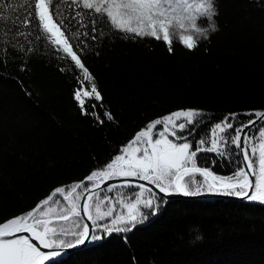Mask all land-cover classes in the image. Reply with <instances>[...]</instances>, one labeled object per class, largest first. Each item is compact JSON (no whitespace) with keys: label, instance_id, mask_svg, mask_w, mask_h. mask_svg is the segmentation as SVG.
<instances>
[{"label":"trees","instance_id":"1","mask_svg":"<svg viewBox=\"0 0 264 264\" xmlns=\"http://www.w3.org/2000/svg\"><path fill=\"white\" fill-rule=\"evenodd\" d=\"M215 4L219 30L200 39L194 50L173 38L170 53L162 40L125 39L123 34L95 40L79 35L72 41L74 50L82 45L78 55L103 98L87 101L85 108L96 104L102 123L83 115L73 99L79 69L72 71L69 61H58L44 49L29 51L25 59L18 50L35 49L34 34L28 28H21L23 35L6 34L0 23V50H6L0 51V223L26 214L57 187L67 192L77 182L89 186L86 177L122 154L117 150L157 118L199 110L203 119L189 137L195 147L194 142L224 117L235 125L248 120V112L264 110V0ZM12 5H17L14 12L5 13L10 20L23 17L25 10L17 0H7L6 7ZM62 11L70 17L75 6L65 3ZM76 29L88 31L79 23ZM83 87L90 90L87 81ZM105 112L113 120H107ZM230 114L237 115L232 119ZM233 158L228 152L200 153L197 164L227 177L236 167L227 162ZM123 185L97 191L116 201L133 191ZM153 193L165 203L143 225L86 243L59 258L60 264H264V205ZM88 203L94 213L95 198ZM74 219L70 217L66 226Z\"/></svg>","mask_w":264,"mask_h":264},{"label":"snow or ice","instance_id":"2","mask_svg":"<svg viewBox=\"0 0 264 264\" xmlns=\"http://www.w3.org/2000/svg\"><path fill=\"white\" fill-rule=\"evenodd\" d=\"M65 3L75 6L70 17L62 11ZM17 4L25 14L10 20L5 13L14 12L17 5L6 7L7 0H0V23L6 26V34L23 35L21 28H28L37 42L35 49L18 51L27 59L29 51L44 49L58 61H69L72 71L79 69L75 77L79 87L73 90V99L83 115L92 116L101 123L103 121L95 112L96 104L85 108L87 101L103 98L94 77L78 55L82 45L73 48L72 41L79 35L93 40L106 34H123L121 38L125 39L153 38L164 41L171 53L174 35L186 49L194 50L200 39L207 40L209 32L219 30L214 19L218 15L215 0H17ZM85 17L87 24H84ZM198 20L205 21L204 25L198 26ZM77 23L88 31L79 33ZM93 32L98 35H92ZM12 48L15 49V45ZM60 70L66 71V68ZM86 81L90 90L83 87ZM236 115L230 114L232 119ZM247 115L248 120L235 125L229 117H224L194 142L195 147L189 137L203 119L199 110H177L149 122L127 146L117 150L122 154L110 157L101 170L92 171L86 177L91 188L83 182L72 184L67 192L65 187H57L26 214L0 223V264H60L57 258L67 249L101 241L113 233H128L143 225L158 213L165 201L163 197L157 199L146 184L133 183L135 179L154 185L165 196H199L206 185L208 193L235 196L264 205V110H252ZM104 116L113 120L108 112ZM245 129L254 131L249 133ZM229 144L234 149H229ZM226 152L234 157L227 162L236 165L227 177L197 164L200 153L224 156ZM114 178H131L123 186L133 189L127 196L121 194L116 201L112 197H101L97 191L101 180ZM114 188L107 190L111 192ZM94 198L93 213L90 210L93 205L88 202ZM81 199L85 201L83 213L91 222V228L81 214ZM63 202H67L66 205ZM70 217L76 219L69 227L65 222ZM103 221L108 222L101 223Z\"/></svg>","mask_w":264,"mask_h":264},{"label":"water","instance_id":"3","mask_svg":"<svg viewBox=\"0 0 264 264\" xmlns=\"http://www.w3.org/2000/svg\"><path fill=\"white\" fill-rule=\"evenodd\" d=\"M257 123H259V121H258ZM248 130H249V129H245L246 132H248ZM241 159H242V157H241ZM128 179H131V178H114V179H111V180H101V181H100V187H99V189L104 188V187H107V186H111V185L125 184L126 181H127ZM132 182L135 183V184H141V183H144V184L147 185V187L152 188V190H153L154 192H156V193H158V194H160L161 196H164V197H166V198H189V199H198V198H199V199H200V198H221V197H224V198H232V199L234 198V199L243 200V199H241V198H239V197H235V196H226V195H220V194H213V193H208L207 191L202 192V194L199 195V196H191V197H185V196H183V195H179V194H174V195H171V196H165L163 193H160L159 190L156 189L154 185H151V184H149V183L146 182V181H141V180H139V179H135V180H133ZM91 186H92V185L90 184L88 187L91 188ZM99 189H97V190H99ZM249 194H250V193H249ZM84 202H85V201H84L83 199H81V200L79 201V203H80V205H81V214H82V216H84V220H85L86 222L89 223L90 228H91V222H90V221H87V219H86V215H84V213H83V203H84ZM5 222H6V221H5ZM34 242L37 243V244H39L38 241H34ZM83 246H84V245L78 246L77 248H74V249H67V250H65V253H64L62 256H65V255L69 254L70 252H72V251H74V250H76V249H78V248H81V247H83ZM41 248H42V246H41ZM42 250H44V249L42 248ZM45 251H47V250H45ZM62 256H61V257H62ZM61 257H59V258H61ZM59 258H57V259H59Z\"/></svg>","mask_w":264,"mask_h":264},{"label":"rangeland","instance_id":"4","mask_svg":"<svg viewBox=\"0 0 264 264\" xmlns=\"http://www.w3.org/2000/svg\"><path fill=\"white\" fill-rule=\"evenodd\" d=\"M204 23H205V21H199V20H198V26H203ZM184 34L187 35V34H190V33H184ZM173 38H176V36L174 35V36L172 37V39H173Z\"/></svg>","mask_w":264,"mask_h":264},{"label":"flooded vegetation","instance_id":"5","mask_svg":"<svg viewBox=\"0 0 264 264\" xmlns=\"http://www.w3.org/2000/svg\"><path fill=\"white\" fill-rule=\"evenodd\" d=\"M155 138V137H154ZM105 188V187H104ZM205 191H207V190H205ZM251 194V193H250Z\"/></svg>","mask_w":264,"mask_h":264},{"label":"bare ground","instance_id":"6","mask_svg":"<svg viewBox=\"0 0 264 264\" xmlns=\"http://www.w3.org/2000/svg\"><path fill=\"white\" fill-rule=\"evenodd\" d=\"M199 199V198H198Z\"/></svg>","mask_w":264,"mask_h":264}]
</instances>
